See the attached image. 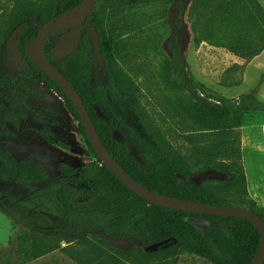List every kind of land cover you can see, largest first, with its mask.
<instances>
[{
	"label": "trees",
	"instance_id": "obj_1",
	"mask_svg": "<svg viewBox=\"0 0 264 264\" xmlns=\"http://www.w3.org/2000/svg\"><path fill=\"white\" fill-rule=\"evenodd\" d=\"M83 1L14 0L10 6L0 0V183L3 184H0V201L19 199L4 186L12 181L35 187L43 211L61 219L64 227L52 237L29 231L21 243L25 253L30 258H39L61 248L81 264H177L178 257L184 253L205 256L214 264H251L261 234L248 219L172 209L151 203L132 190L129 191L138 201L130 202L117 196L111 188L117 185L128 189L95 152L78 111L62 87L28 55L30 43L44 23L79 8ZM148 1L97 0L82 24L59 28L46 37L45 56L79 91L103 144L133 179L170 196L245 207L264 220V208L247 196L241 147L233 133L246 113L264 112V101L255 90L238 98L210 93L195 79L180 38L187 28L182 15L190 1L188 18L193 42L197 46L206 42L249 61L264 51L263 4L259 0L177 1L176 29L167 49L162 51L172 80L184 92L180 106L198 129L191 136L196 142L195 154L184 156L148 125H135L134 118L140 112L137 86L118 67L109 43L110 12H131ZM93 29L98 33L99 47L94 41ZM241 67L239 63L233 64L226 70V77ZM41 83L65 97L97 160L80 168L60 164L61 176L54 183L49 182V173L35 154L17 160L9 147V140L16 137L10 126L17 128L23 120L31 118L46 122L42 109L30 103L31 98L44 95L38 89ZM115 130L122 136L118 137ZM39 133L47 144L69 148L48 127H40ZM195 170L223 171L226 177L195 185L185 178ZM68 178H73L76 184H93L86 191L89 200L77 201L69 185L72 181L56 194L61 182ZM45 183L48 185L44 186ZM40 185L44 187H37ZM199 217L209 219L213 225H194L192 220ZM125 238L139 239L141 245L124 250L109 241ZM63 240L68 243L77 240L87 254L71 253L67 246H61ZM168 240L173 241L158 250L145 249Z\"/></svg>",
	"mask_w": 264,
	"mask_h": 264
},
{
	"label": "rangeland",
	"instance_id": "obj_2",
	"mask_svg": "<svg viewBox=\"0 0 264 264\" xmlns=\"http://www.w3.org/2000/svg\"><path fill=\"white\" fill-rule=\"evenodd\" d=\"M177 1L149 0L131 12L124 14L110 12L109 43L118 67L137 86L140 112L134 118L135 125L142 127L144 124L148 125L152 131L161 134L184 156H193L196 152V142L191 140V136L198 133V129L180 106V97L184 92L172 80L166 55L162 51L167 49L168 42L176 29L174 19ZM259 1L264 6V0ZM5 2L11 6L14 0H4ZM189 5L190 1L186 3L182 15L187 28L180 38L195 79L203 83L210 93L238 98L244 93L255 90L256 95L264 101V52L245 61L237 56L234 58L223 48H213L208 44L197 46L189 31ZM78 15L79 13L74 11L70 17L76 18ZM235 63H239L242 67L227 78L226 70ZM38 89L44 95L31 98L30 103L36 109H42L46 122H37L31 118L23 120L17 128L10 126V129L16 132V137L9 140V147L17 160L35 154L48 171L49 182L54 183L61 176L60 164L66 163L80 168L97 160L79 128V121L70 112L65 97L47 88L44 83H41ZM42 126L55 131L69 148L47 144L39 133ZM233 133L237 136L241 147L242 163L247 178V196L254 199L258 207L264 208V112L246 113L241 125ZM69 182L72 195L78 199L77 201L89 200L86 191L93 184L86 182L76 184L73 178L63 180L56 194ZM4 186L19 199L0 201V264H81L61 248L39 258L27 256L24 247L21 246L25 234L34 230L41 235L52 237L63 231L64 227L61 225V219L43 211L35 187L15 181ZM111 188L117 196L125 200L138 201L129 188L125 189L117 185ZM65 206L71 208L70 205ZM25 223L30 227H25ZM98 233L105 237L101 230ZM87 234L89 235L90 232H85V235ZM109 241L115 247L124 250L135 249L141 245V241L136 238H125L122 241L109 239ZM172 241L153 244L145 249L158 250ZM61 246H67L71 253L87 254L84 252L83 244L78 243L77 240L70 243L63 240ZM177 264L214 263L205 256L184 253L178 257Z\"/></svg>",
	"mask_w": 264,
	"mask_h": 264
},
{
	"label": "water",
	"instance_id": "obj_3",
	"mask_svg": "<svg viewBox=\"0 0 264 264\" xmlns=\"http://www.w3.org/2000/svg\"><path fill=\"white\" fill-rule=\"evenodd\" d=\"M96 1L97 0H84L79 8L73 11L61 13L44 23L39 33L33 37L28 50V55L33 56L40 68L44 72H46L50 77H52L62 87L65 94L69 97L71 102L74 104L76 110L78 111L80 115V120L86 130V134L88 135L95 152L97 153L101 161L108 167V169L130 190L134 191L135 193H137L138 195H140L151 203L164 207H169L172 209L198 214L230 215L248 219L258 227L261 234L259 248L256 254L254 255L251 264H264V220L258 213L248 208L239 207L235 205L212 204L170 196L149 189L140 184L135 179H133L132 176L125 171V169L116 161V159L111 155L109 150L103 144V141L99 136L94 121L91 115L89 114L79 91L69 81V79L58 69V67L55 66L45 56L43 52V46L46 37L59 28H74L82 24L87 19L88 15L92 12ZM74 11H77L79 13L76 18L70 17V14ZM92 33L96 46L99 47L100 42L98 33L95 29H93ZM115 134L118 137L122 136L119 130H115ZM179 176L182 177L181 175ZM225 177L226 174L223 171L197 170L185 178L187 181L195 185H201L207 179H225ZM192 223L199 227L213 225L212 221L204 217L193 219Z\"/></svg>",
	"mask_w": 264,
	"mask_h": 264
},
{
	"label": "crops",
	"instance_id": "obj_4",
	"mask_svg": "<svg viewBox=\"0 0 264 264\" xmlns=\"http://www.w3.org/2000/svg\"><path fill=\"white\" fill-rule=\"evenodd\" d=\"M203 44H207L206 42H203L201 45H203ZM211 47H213V48H218V47H214V46H211ZM264 52V51H263ZM230 55H232L234 58H237L235 55H233V54H231L230 52H228ZM237 60V59H236Z\"/></svg>",
	"mask_w": 264,
	"mask_h": 264
},
{
	"label": "built area",
	"instance_id": "obj_5",
	"mask_svg": "<svg viewBox=\"0 0 264 264\" xmlns=\"http://www.w3.org/2000/svg\"><path fill=\"white\" fill-rule=\"evenodd\" d=\"M54 90V89H53ZM57 92V91H56Z\"/></svg>",
	"mask_w": 264,
	"mask_h": 264
}]
</instances>
